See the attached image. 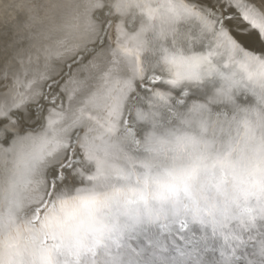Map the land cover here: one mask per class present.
I'll list each match as a JSON object with an SVG mask.
<instances>
[{"label":"bare ground","instance_id":"bare-ground-1","mask_svg":"<svg viewBox=\"0 0 264 264\" xmlns=\"http://www.w3.org/2000/svg\"><path fill=\"white\" fill-rule=\"evenodd\" d=\"M183 2L190 10L215 20L218 26L223 24L244 50L264 56V39L260 38V30L251 26L253 20L264 25V0ZM114 4L115 0H103L102 7L97 6V0H0V181L7 178L13 167V149L20 141H35L30 148L32 151L46 133L51 134L47 139L56 131L66 137V145L46 156L32 174L29 186L35 199L25 208L35 205L45 195L44 203H47L58 187L62 192L67 191L65 185H77L78 190L87 186V182L81 186L73 169L58 168L76 148L80 163L75 168L79 169L87 156L83 149L85 139L108 133L114 100L124 93L131 77L129 59L134 55L135 46L127 36L148 22L141 10L132 8L121 15ZM245 15L248 20L244 19ZM146 39L149 47L140 61L147 79L133 80V90L121 101L122 112L125 110L116 137L135 158H149L146 147L149 132L164 133L188 127L199 134L198 124L202 120L214 125L208 136H216L219 150L224 139L235 133L247 109L264 108V89L248 81L230 52L217 48L216 35L196 18L178 22L167 38H160L153 30L147 33ZM165 50L185 55H207L215 51V70L200 82L184 81L179 89L154 82V76L171 77L170 66L163 62ZM74 60L77 62L68 72L67 65ZM58 76H62V80L58 89L50 92L57 98L52 103L48 101L49 96L45 100L46 82ZM225 85L232 86L234 102L218 96L217 90ZM153 87L161 92L172 91L174 95L167 101H159ZM195 102L211 107L194 112ZM35 105L42 109L35 110ZM37 122L40 125L36 126ZM33 127L35 130L29 129ZM54 147L49 145V149ZM54 177L58 183L53 188ZM242 231L241 238L248 244L242 255L250 264H257L259 251L253 245L258 246L264 238V229L257 222ZM129 243L137 251L143 247L152 249L148 241L139 247L136 240ZM207 256L219 258L218 253L211 251ZM104 259L98 257L97 264H104Z\"/></svg>","mask_w":264,"mask_h":264},{"label":"snow or ice","instance_id":"snow-or-ice-1","mask_svg":"<svg viewBox=\"0 0 264 264\" xmlns=\"http://www.w3.org/2000/svg\"><path fill=\"white\" fill-rule=\"evenodd\" d=\"M144 11L152 17V9ZM251 26L259 29L264 39V25L253 20ZM219 28L223 29V24ZM216 54H172L167 57L171 77L154 76L152 81L181 86L183 81L203 79L215 70L209 58ZM136 59L139 79L145 80L138 55ZM152 90L159 101H167L161 91ZM120 109L121 99L116 98L111 112L116 118L110 124L117 129L123 123L125 108L123 112ZM49 135L40 137L38 146L29 153L25 174L18 179L30 182L37 166L56 151L49 149ZM146 147L149 158L137 159L125 151L103 169L93 165V153L84 158L79 169L75 168L78 161H62L61 167L76 171L81 186L87 182L82 188L95 179L105 181L107 187L80 192L77 185H65L72 193L67 198H59L58 187L47 203L45 195L35 205L13 209L18 222L14 228L0 231V264H97L98 257L105 258L104 264H239L241 260L250 264L242 255L248 247L241 238L242 230L257 222L264 229V214L256 207H264V189L256 192L245 187L257 173L240 152L213 157L210 142L189 150L182 148L179 140H162ZM228 186L231 195L244 197L230 216L225 212L228 199L222 191ZM132 240L139 242L137 247L148 241L152 249L137 251L129 243ZM253 247L259 251L257 264H264V238ZM158 250L166 255H159ZM210 251L219 258L210 259Z\"/></svg>","mask_w":264,"mask_h":264},{"label":"clouds","instance_id":"clouds-1","mask_svg":"<svg viewBox=\"0 0 264 264\" xmlns=\"http://www.w3.org/2000/svg\"><path fill=\"white\" fill-rule=\"evenodd\" d=\"M97 6H103L102 0H97ZM114 7L116 12L121 15H126L132 8H137L146 14L148 20L147 24L142 25L137 32L130 33L127 36V39L135 46L138 52L134 53L133 57L129 59L131 77L127 81L125 91L120 97L121 101L128 91L133 90V80L139 78L140 73L136 56L138 55L140 60L142 54L149 47V42L146 39L147 33L155 30L160 38H167L173 33L174 26L186 18H196L205 29L217 33V48L229 51L231 57L236 60L239 69L246 74L248 81L264 89V56L249 53L246 50H243L244 54L242 56L239 55L242 49L232 39L226 29H220L217 22L208 16L187 8L183 0H115ZM145 9H152L153 15L151 18L144 11ZM172 54L165 50L163 62L168 66H172L167 59ZM193 55L201 56L200 54L186 56ZM214 57L215 55H212L209 58L211 64H213ZM140 66H142L141 61ZM203 67L204 65H201V69ZM189 81L200 82L202 79ZM179 87V85L171 86L173 89H179ZM232 90L231 85H225L217 90V94L224 100L234 102ZM162 93L167 100L174 95L172 91ZM210 107L209 104L195 102L193 104V111L200 112L208 110ZM120 111L122 112V109ZM246 112L247 114L240 118L235 133L224 139L219 150L216 148V136L213 135L211 138L208 136L214 125H210L207 120L199 122V134L194 133L188 127L169 129L164 133L151 131L146 136V143L153 144L162 140H179L181 141L182 148L187 147L190 150L193 147H202L205 142H210L212 144L213 157L219 155L221 158L227 156L229 153H233L234 155L235 151H239L244 158V162L257 173L250 184L245 187L259 192L261 189H264V178H262V168H264V165L261 164L264 161V108L254 106L247 109ZM110 115L111 120L114 122L116 113H111ZM109 128L110 131L108 130L107 134L100 137L86 138L83 144L86 155L89 153L95 155L92 163L99 169H103L110 161L118 160L121 153L126 151L124 144L116 138L118 129L114 126V123L110 124ZM49 141L55 146V150L66 145V137L60 131H56ZM33 143L35 141L22 140L19 142L17 148L13 149L15 155L13 167L9 170L7 178L0 181V231H7L16 226L18 221L16 215L13 213V209L19 208L22 210L35 199L33 191L29 186L31 181L25 183L22 179H18V177H22L25 174L30 159V148ZM102 187H107L106 182L101 179H95L88 182V188H80L79 191L86 192L89 188ZM222 191L228 199L225 212L230 216L244 197L241 195L237 198L231 195V186L223 188ZM70 195L72 193L62 191L59 194V198H67ZM256 207L260 213L264 214V207H261L259 204ZM158 252L161 256L166 255L163 250H158Z\"/></svg>","mask_w":264,"mask_h":264},{"label":"water","instance_id":"water-1","mask_svg":"<svg viewBox=\"0 0 264 264\" xmlns=\"http://www.w3.org/2000/svg\"><path fill=\"white\" fill-rule=\"evenodd\" d=\"M77 60H79V59H77ZM77 60L75 61V62H70V64L69 65H67V70H68V72L70 71V68L72 67L71 65L73 64V63H76L77 62ZM61 80H62V76L61 77H56V78H51V79H49V80H47V82H46V84H47V92H46V97H45V100H48L49 98L47 97V96H49L50 97V99L48 100V101H50V102H52V103H54L55 101L54 100H56L57 98H55V96H54V98L52 97V95H50V92L51 91H53V92H55L56 91V89H58V86H59V83L61 82ZM145 88H149V85H145ZM181 97V96H180ZM45 103V102H44ZM42 104V103H41ZM37 105V104H36ZM35 105V106H36ZM42 109V106H36L35 107V110H41ZM37 125H40V124H38V122H37V124H36V126ZM129 125V124H128ZM35 128L36 127H33V128H29V129H31V130H35ZM129 128H133V126H130ZM76 152H77V150H76V148H74V149H72V151H70V153H68V157H66L65 158V160L66 159H68V158H71L73 161H77L78 160V158H77V156H76ZM58 169H62V171H65L67 168H63V167H59ZM58 169H57V171H58ZM69 169H67L66 171H68ZM54 182V183H53ZM58 183V180H57V177H54L53 178V180H52V185H53V188L55 187V185ZM51 192H52V190H51ZM249 247H252L251 245L249 246ZM239 264H245V261H243V260H241L240 262H239Z\"/></svg>","mask_w":264,"mask_h":264}]
</instances>
